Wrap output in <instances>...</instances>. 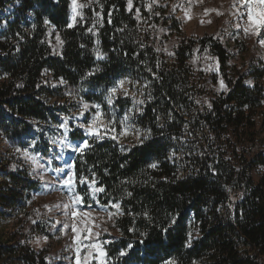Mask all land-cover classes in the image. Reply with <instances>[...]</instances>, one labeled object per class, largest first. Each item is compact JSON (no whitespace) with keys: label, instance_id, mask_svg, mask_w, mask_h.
<instances>
[{"label":"trees","instance_id":"trees-1","mask_svg":"<svg viewBox=\"0 0 264 264\" xmlns=\"http://www.w3.org/2000/svg\"><path fill=\"white\" fill-rule=\"evenodd\" d=\"M127 2L99 0L86 10V22L70 26L71 0H0V12L14 7L0 20V141L35 131L42 143L39 129L64 120L68 97L100 102L101 89L120 78L144 83L145 107L135 117L147 138L128 145L90 138L73 161L84 205L120 206L119 237L106 246V264H264V137L258 139L255 119L261 115L264 126V66L230 65L234 53L210 35L181 37L164 53L135 17L137 2L131 11ZM95 13L100 23L90 30ZM164 23L181 35L175 18ZM55 36L58 53L50 45ZM191 59L216 61L228 85L205 111L197 105ZM122 103L114 102L117 114ZM118 122L111 123L117 131ZM68 127L70 141L84 138ZM0 172L1 224L25 211L36 183L27 168L2 164ZM38 227L28 226L48 235ZM141 234L147 245L138 243ZM14 236L0 234V264H51L47 250ZM129 243L133 248L121 256Z\"/></svg>","mask_w":264,"mask_h":264},{"label":"rangeland","instance_id":"rangeland-1","mask_svg":"<svg viewBox=\"0 0 264 264\" xmlns=\"http://www.w3.org/2000/svg\"><path fill=\"white\" fill-rule=\"evenodd\" d=\"M135 1L138 5L135 17L142 28L151 33V38L164 53L175 50L181 37L197 38L210 35L226 44L234 53L230 65L237 68H242L243 65L247 67L250 64L264 66V46L259 43V40L264 39V25H260L256 30L259 32L257 35L248 19L250 12L253 14V20H256L257 16L264 15V3L261 0H250V2L249 0H132V9ZM98 2L99 0H76V12L79 15H76L74 19L73 0H71L70 26L86 22V10L88 8L94 10ZM149 6L155 10L152 11ZM13 8L9 6L1 11L0 20L12 12ZM127 10L131 11L128 8V2ZM141 10L146 12V17H141ZM97 14L95 13L90 20V30H94L100 23V14ZM154 16L160 22L153 26ZM170 17L177 20L181 31L180 36L165 25V20ZM3 25L4 23H0V29ZM244 28H249V31L246 33ZM50 45L54 53H58L61 49L60 40L56 36L50 39ZM189 63L194 72L191 81L199 92L197 105L203 111L208 110L214 96L226 92L228 85L221 78L216 61L211 60L198 65L196 59H191ZM121 81H124L123 86L120 84ZM221 81L224 87H221ZM245 84L252 87L253 79L248 78ZM262 85L264 86V79ZM112 88L117 89L115 94L111 93ZM145 88L144 83H134L129 78H120L109 88L101 89L103 93L100 102H86L79 95L68 97L71 107L68 112L62 114L64 120L61 117L59 125L53 124L39 129L40 134H43L42 143H39V133L35 131L20 138L0 141V170L2 164H7L11 171L27 168L31 180L36 183V189L30 193V198L23 201L25 211L17 215L13 214L12 218L1 222L0 234L4 240L15 235V240L33 250H47L51 264H106V246L119 237L115 219L120 209L113 207L116 204L103 207L97 204L86 206L82 202H74L77 195L81 196L76 189L73 167L75 154L80 152L74 150L77 147L75 143L79 142L84 150L87 144L83 145V142L90 138H111L120 144L128 145L135 144L146 137L138 127L135 117L144 110ZM83 92L88 90L85 89ZM109 96H111V103H109ZM127 98L132 100L131 106L127 105ZM116 99L123 102L124 109L121 114L116 113L114 107ZM51 102L63 103L55 98ZM84 104L88 105L87 109L83 107ZM117 117L119 131L115 129L116 127H111V123H114ZM108 118L111 119V123L107 121ZM255 119L258 139L261 140L264 137L262 116L258 115ZM93 121H96L95 125ZM69 124L71 130L82 132L84 138L70 141ZM90 127H95L94 134L89 132ZM259 146L252 148L251 151L260 149ZM261 149L264 151L263 147ZM260 171L264 172V167H261ZM69 178L72 180L70 186L63 183ZM255 179H257L256 176ZM1 180L2 172H0V182ZM65 205L70 207L65 208ZM72 211L77 212L75 217L70 214ZM82 213L92 215L82 217ZM109 213L114 215L109 216ZM31 225H38V228L47 230L48 235L32 231L28 228ZM73 226L79 230V241L77 232L72 230ZM86 229H91V232ZM93 244L97 245L99 250L92 248ZM100 250L105 253L104 256L100 255Z\"/></svg>","mask_w":264,"mask_h":264},{"label":"snow or ice","instance_id":"snow-or-ice-1","mask_svg":"<svg viewBox=\"0 0 264 264\" xmlns=\"http://www.w3.org/2000/svg\"><path fill=\"white\" fill-rule=\"evenodd\" d=\"M249 2H250V0H249ZM261 2L262 3H264V0H261ZM76 0H73V18L75 19V16L76 15H79V13H77L76 12ZM80 7H84V5H80ZM150 7V6H149ZM128 8L131 10L132 9V0H128ZM97 15H99V13L97 14ZM252 13L250 12L249 14H248V19H249V21H251V25L253 26V30L254 31H256L258 28H259V26L260 25H264V15H260V16H257L256 17V20H253L252 19ZM237 27H240V25H236ZM244 31L247 33L248 31H249V28H244ZM256 34L257 35H259V32L258 31H256ZM259 43L262 45V46H264V39H261V40H259ZM250 83V82H249ZM120 84H121V86H123V84H124V81H121L120 82ZM221 87H224V85H223V82L221 81ZM117 91V89L116 88H112L111 89V93L112 94H115V92ZM109 103H111V96H109ZM211 105H209V107H210ZM83 107L85 108V109H87L88 108V105L87 104H84L83 105ZM98 118H99V114H98ZM67 119V118H66ZM96 124V121H93V125H95ZM95 131H96V129H95V127H90L89 128V132L90 133H95ZM147 137H145V139H146ZM141 143H142V141H141ZM87 144V141H84L83 142V145H86ZM66 147H68V145H65ZM82 147L83 146H77V147H75L74 148V150L75 151H81L82 150ZM151 167H153V168H155L156 167V165L155 164H152V165H150ZM83 182V181H82ZM63 183L65 184V185H71L72 184V180H71V178H69V179H66V180H64L63 181ZM92 183H95L94 181L92 182ZM104 189L103 188H98V189H95V191H103ZM130 195V194H129ZM75 203H81V202H83V197H81V196H79V195H77L76 197H75V201H74ZM68 207H70L69 205H65V208H68ZM113 207H115L117 210H119V205L118 204H116V205H113ZM73 217H75L76 215H77V212H75V211H72L71 213H70ZM82 215V217H86V216H90V215H92L91 213H82L81 214ZM112 215H114L113 213H109V216H112ZM58 223H59V221H58ZM72 230L74 231V232H77V240L79 241V239H80V235H79V230L75 227V226H73V228H72ZM86 231H88V232H91V229H86ZM142 236H145V239H141V240H139L138 241V243H140V244H145V245H147V240H146V234H141ZM188 243H189V245L191 244V240H189L188 241ZM91 247L92 248H97L98 249V246L97 245H95V244H93V245H91ZM133 248V245L131 244V243H129L127 246H126V249L125 250H122L121 252H120V255L121 256H124V255H127V250H129V249H132ZM99 250V249H98ZM77 251H79V249H77ZM100 255L101 256H104L105 255V253L102 251V250H100ZM85 260H87V257H85Z\"/></svg>","mask_w":264,"mask_h":264},{"label":"water","instance_id":"water-1","mask_svg":"<svg viewBox=\"0 0 264 264\" xmlns=\"http://www.w3.org/2000/svg\"><path fill=\"white\" fill-rule=\"evenodd\" d=\"M75 145L76 146H81V144L79 142H76Z\"/></svg>","mask_w":264,"mask_h":264}]
</instances>
